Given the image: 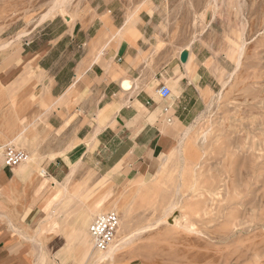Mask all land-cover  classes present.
I'll use <instances>...</instances> for the list:
<instances>
[{
	"label": "crops",
	"instance_id": "0c3cea01",
	"mask_svg": "<svg viewBox=\"0 0 264 264\" xmlns=\"http://www.w3.org/2000/svg\"><path fill=\"white\" fill-rule=\"evenodd\" d=\"M157 15L153 0L130 8L114 0L74 23L54 16L47 37L20 47L0 36V264L42 261V230L61 216L55 198L88 179L78 176L149 180L174 143L173 126L205 105L213 90L205 64L188 50L185 62L155 51ZM6 146L27 159L6 167Z\"/></svg>",
	"mask_w": 264,
	"mask_h": 264
},
{
	"label": "rangeland",
	"instance_id": "374dc122",
	"mask_svg": "<svg viewBox=\"0 0 264 264\" xmlns=\"http://www.w3.org/2000/svg\"><path fill=\"white\" fill-rule=\"evenodd\" d=\"M70 1L71 12L61 10L57 21L74 23L91 5L114 0ZM144 1L122 3L130 8ZM153 1L158 11L155 51L171 52L180 60V51H190L193 59L205 64L213 90L182 128L165 118L173 126L174 143L149 180L114 184L78 176L88 178L75 184H88L84 195L55 198L61 216L59 221L50 219V228L42 230L44 256L39 264L86 263L80 241L85 236L89 244L90 236L75 230L74 223L96 204L119 213L117 238L123 226L124 232L134 233V241L117 258L102 264H264V0ZM52 3L0 0V36L7 35L13 47L47 37L54 16L45 22L39 19ZM243 36L248 43L235 69ZM187 127L191 130L185 138ZM193 149L203 154L194 173L185 168V155ZM174 196L179 198L178 208L169 211L164 222L165 206ZM122 197L130 198L128 214L114 207ZM186 223L190 226L184 231ZM89 246L94 247L93 242Z\"/></svg>",
	"mask_w": 264,
	"mask_h": 264
},
{
	"label": "bare ground",
	"instance_id": "6f19581e",
	"mask_svg": "<svg viewBox=\"0 0 264 264\" xmlns=\"http://www.w3.org/2000/svg\"><path fill=\"white\" fill-rule=\"evenodd\" d=\"M70 0H53V3H52V5L43 13V15L41 16L42 18H40L39 20H45V18L46 19H48L47 17H53V16H55L57 13H59L61 10H65V11H67V12H69L70 10H68V7H70ZM225 4H226V2H225ZM207 5H208V3H207ZM222 6H223V4H222ZM221 7V6H220ZM71 12V11H70ZM69 12V13H70ZM213 15V14H212ZM43 20V21H44ZM254 25V24H253ZM246 26V25H245ZM247 27V26H246ZM262 29H263V27H262ZM247 30V29H246ZM257 32V31H256ZM255 32V33H256ZM253 35H254V33H253ZM242 37V36H241ZM8 43V42H7ZM246 43H248V42H246V39L244 38V36H243V38H242V40L240 41V44H239V55H238V61H237V67L235 68V69H237L238 68V65H240V60H241V56L243 55V52L245 51V45H246ZM214 47V46H213ZM212 49V48H211ZM184 52H187V50H185ZM190 57H191V55H190ZM218 59V58H217ZM217 62V61H216ZM218 66V65H217ZM217 66H214V67H217ZM218 67H220V66H218ZM240 67V66H239ZM215 69V68H214ZM234 69V70H235ZM218 70V69H217ZM216 71V70H215ZM220 71V70H219ZM232 73V72H231ZM232 75V74H231ZM224 87V86H223ZM220 93V92H219ZM189 126V125H188ZM191 128H193V126L191 127ZM191 128L190 127H187V128H185V129H187V130H185V133H184V136H185V138H186V136H188V134H189V132H190V130H191ZM184 130V129H183ZM206 131V130H205ZM181 133H183V131L181 132ZM18 134V133H17ZM16 134V135H17ZM202 135H204V134H202ZM183 136V135H182ZM199 137H201V136H199ZM183 138V137H182ZM202 139H204V137H201ZM200 138V139H201ZM198 139V138H197ZM12 140V139H11ZM205 140V139H204ZM196 142V141H195ZM200 142H202L201 140H200ZM4 145V144H3ZM202 152V151H201ZM203 155V154H202ZM199 152H198V150L197 149H193L192 151H190V152H188L185 156H186V162H185V168H187L188 167V169H189V171H191V172H195V167L196 166H198V160H199V158H200V156H202ZM181 158V157H180ZM180 165H182V164H180ZM197 172V171H196ZM180 178V177H179ZM181 181V180H180ZM195 181V180H194ZM156 182V181H155ZM157 183V182H156ZM179 183V182H178ZM195 184V183H194ZM87 183H83V184H81V185H79L75 190H74V192L72 193L73 194V196L76 198V197H79V196H82V195H84V193H85V190H86V187H87ZM192 185H193V183H192ZM178 186V185H177ZM70 187V186H69ZM161 187V185L160 184H158L157 186H156V188H160ZM179 187V186H178ZM193 187V186H192ZM176 190H177V187L175 188ZM152 190V192H153V188L152 189H149V191H151ZM175 190V191H176ZM178 191V190H177ZM176 191V192H177ZM175 192V193H176ZM165 193V192H164ZM174 193V194H175ZM156 195H158V192L156 193ZM72 196V197H73ZM168 196V195H167ZM134 197V196H133ZM179 197V196H178ZM174 198H175V196H174ZM173 198V200H171L169 203H167L168 205H166L165 206V214H164V216L162 217L163 218V221L164 220H167L168 219V216H169V211H172V210H174V208L175 207H177V204H178V200H179V198H175L174 199ZM181 198V197H180ZM128 199H130V198H128ZM128 199H126V197L125 198H120L118 201H116L115 202V205H114V207H118L119 209H121V210H123V212L124 213H126V214H128L129 213V211H130V208H129V206H128ZM181 201V200H180ZM179 205V204H178ZM94 208H96L97 209V211L95 212V209ZM94 208H91V209H87V211H85L84 213H83V215H82V217H80V218H78L77 219V221H75V223H74V229L75 230H79V229H83V230H85V231H87V235L89 234V236H90V232H89V220H90V218H91V216L94 214V213H96L97 215H100V214H102V213H105V212H107V209H109L108 207H102L101 205H99V204H96L95 206H94ZM178 208V207H177ZM190 217V216H189ZM128 218V217H127ZM160 219V218H159ZM158 219V220H159ZM182 219H184V218H182ZM93 220V219H92ZM178 221V220H177ZM165 222V221H164ZM174 222V221H173ZM175 223H176V221H175ZM189 223H190V221H189ZM189 223H186L185 224V227H184V229H186V227H189L190 226V224ZM157 224V223H156ZM183 225H184V223H182ZM120 227H121V225H120ZM151 227H153L152 225H151ZM177 227H178V225H177ZM180 227H182V226H180ZM182 227V228H183ZM123 228H124V226L122 227V236L121 237H119V238H117L116 239V241L113 243V244H111L106 250H103V251H101V250H98V249H96V248H94V247H90L89 246V244H91L92 245V239H91V236H90V243L88 244L87 242V240L85 239V236L83 237V239L80 241V243H81V245H83V247H84V250H83V252H84V254H83V258L84 259H86V263L85 264H102V263H104V262H108V261H113L115 258H117L118 257V255L120 254V252L121 251H123V249H125L129 244H131L133 241H134V233L132 234L131 232H124V230H123ZM144 229H147V227L146 228H144ZM194 229V228H193ZM120 230V229H119ZM183 230V229H182ZM189 230H192V228L190 227V229ZM188 230V231H189ZM184 231H187V229L186 230H184ZM192 231H194V230H192ZM191 231V232H192ZM199 233V232H198ZM201 233V232H200ZM119 236V235H118ZM111 263V262H110Z\"/></svg>",
	"mask_w": 264,
	"mask_h": 264
},
{
	"label": "built area",
	"instance_id": "2783aa9c",
	"mask_svg": "<svg viewBox=\"0 0 264 264\" xmlns=\"http://www.w3.org/2000/svg\"><path fill=\"white\" fill-rule=\"evenodd\" d=\"M158 93L163 98H167L171 96L172 89L163 84L159 87ZM3 157L4 165L8 168H14L25 161L28 155L16 146H6L3 150ZM120 224L121 217L116 211H108L95 216L89 226L94 248L103 251L113 244L116 241Z\"/></svg>",
	"mask_w": 264,
	"mask_h": 264
},
{
	"label": "water",
	"instance_id": "95a60500",
	"mask_svg": "<svg viewBox=\"0 0 264 264\" xmlns=\"http://www.w3.org/2000/svg\"><path fill=\"white\" fill-rule=\"evenodd\" d=\"M187 58H188V52H183L181 54V61L185 62L187 60Z\"/></svg>",
	"mask_w": 264,
	"mask_h": 264
}]
</instances>
